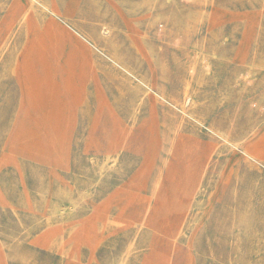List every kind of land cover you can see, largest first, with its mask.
<instances>
[{
    "label": "rangeland",
    "instance_id": "1",
    "mask_svg": "<svg viewBox=\"0 0 264 264\" xmlns=\"http://www.w3.org/2000/svg\"><path fill=\"white\" fill-rule=\"evenodd\" d=\"M0 264H264V0H0Z\"/></svg>",
    "mask_w": 264,
    "mask_h": 264
},
{
    "label": "bare ground",
    "instance_id": "2",
    "mask_svg": "<svg viewBox=\"0 0 264 264\" xmlns=\"http://www.w3.org/2000/svg\"><path fill=\"white\" fill-rule=\"evenodd\" d=\"M142 227V226H141Z\"/></svg>",
    "mask_w": 264,
    "mask_h": 264
}]
</instances>
